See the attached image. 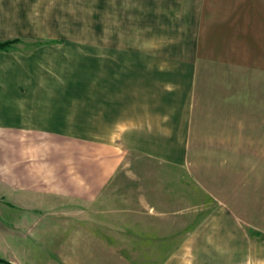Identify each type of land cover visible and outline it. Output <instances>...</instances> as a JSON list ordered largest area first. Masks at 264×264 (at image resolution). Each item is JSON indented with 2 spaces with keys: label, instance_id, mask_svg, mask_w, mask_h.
<instances>
[{
  "label": "crops",
  "instance_id": "obj_1",
  "mask_svg": "<svg viewBox=\"0 0 264 264\" xmlns=\"http://www.w3.org/2000/svg\"><path fill=\"white\" fill-rule=\"evenodd\" d=\"M206 14L203 19L225 21L215 39L221 48L229 40L234 46L248 28V59L203 56L218 27L207 32L201 23L200 29L202 17L189 7L185 35L196 57L162 72L169 82L153 84L154 101L146 107L139 86L136 129L123 120L121 137L110 140L67 135L65 124L34 126L41 113L19 87L16 56L0 49V200L7 191L12 204L33 210L53 203L47 211L54 212L66 211V201L84 204V211L73 207L78 233L81 212H94L98 200L107 205V186L119 176L127 187L120 204L109 206L113 217L84 221L90 241L115 261L264 264V0H210ZM236 20L242 33H234ZM0 36V42L13 40ZM129 149L137 150V165H154L150 173L118 174L130 165ZM162 167L183 171L177 177ZM181 179L189 194L179 188ZM130 184L138 186L134 205Z\"/></svg>",
  "mask_w": 264,
  "mask_h": 264
},
{
  "label": "rangeland",
  "instance_id": "obj_2",
  "mask_svg": "<svg viewBox=\"0 0 264 264\" xmlns=\"http://www.w3.org/2000/svg\"><path fill=\"white\" fill-rule=\"evenodd\" d=\"M11 1L0 3V34L22 40L17 46H9L11 50L4 51H11L12 59L16 56L19 87L32 95L31 107L41 113L34 115L33 124L51 123L53 127L65 124L67 135L83 138L94 135L110 140L121 137L123 120L129 123L130 129H136L138 87L143 89V100L139 102L146 107L148 102L154 101L152 93L157 90L153 84L169 82L167 75L163 79L162 72L180 68L185 60L196 57L195 48L185 35L189 7L198 19L202 17L201 21L197 20L200 29L201 23L207 32L212 29L215 33L218 27L212 44L201 50L203 56L248 59V28L242 29L244 36L234 38V46L230 40L223 48L215 42L225 21L203 19L210 0ZM236 23L234 33H242L239 21ZM148 92L150 99L146 98ZM133 149L127 154L130 165L124 169L120 166L118 174L139 170L150 173L154 165L147 161L137 165L138 154ZM119 150L121 153V148ZM161 170L177 174V177L183 171L175 167H162ZM184 181L187 182L179 180V188H187L189 194L190 185H185ZM113 183L107 186V189L111 187L105 196L109 197L107 205L98 200L94 212L89 209L81 212L83 227L78 233L74 226L79 222V214L73 207H81L84 211L88 208L84 204L66 201V211H47L57 207L53 203L46 207L34 206L31 210L30 206L12 204V198L3 191L0 257L12 264H103L100 259L105 258L106 264H120L112 253L107 255L99 251L90 241L84 222L106 221L113 217L109 206L120 204L121 190L127 187L119 176ZM130 186L128 199L134 205L138 186ZM192 192L196 201L195 186ZM79 235L80 241H75V236ZM93 255H97V259L92 260ZM121 262L154 264L149 259Z\"/></svg>",
  "mask_w": 264,
  "mask_h": 264
},
{
  "label": "trees",
  "instance_id": "obj_3",
  "mask_svg": "<svg viewBox=\"0 0 264 264\" xmlns=\"http://www.w3.org/2000/svg\"><path fill=\"white\" fill-rule=\"evenodd\" d=\"M21 41H22L21 39H15L12 41L0 42V49L1 50H7L9 48V46H11L12 44L20 43ZM38 44H40V42ZM0 263L9 264V262L7 260H5L1 257H0Z\"/></svg>",
  "mask_w": 264,
  "mask_h": 264
}]
</instances>
